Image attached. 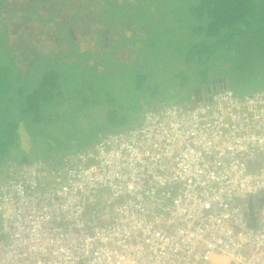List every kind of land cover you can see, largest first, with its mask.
Segmentation results:
<instances>
[{
  "label": "built area",
  "instance_id": "obj_1",
  "mask_svg": "<svg viewBox=\"0 0 264 264\" xmlns=\"http://www.w3.org/2000/svg\"><path fill=\"white\" fill-rule=\"evenodd\" d=\"M5 165L0 264H264V87Z\"/></svg>",
  "mask_w": 264,
  "mask_h": 264
},
{
  "label": "rangeland",
  "instance_id": "obj_2",
  "mask_svg": "<svg viewBox=\"0 0 264 264\" xmlns=\"http://www.w3.org/2000/svg\"><path fill=\"white\" fill-rule=\"evenodd\" d=\"M4 1L0 4L2 7L0 8V47L4 46L7 50H0V72L7 71V77L9 76L10 80H13L17 62L20 67L30 65L33 58L41 51L48 52L45 54H52L51 60L64 59V55L61 56L59 53L65 50L71 51V47H73L74 55L78 50L99 49L106 52L107 47L105 48L104 41L101 40L103 35L108 34V31L104 29L108 25L112 29L110 39H108L109 46L121 44L123 41L115 38L114 34L131 31L132 26L127 24V20L119 23L118 19H121L123 14L130 15L125 10L129 9L130 11L138 4L147 7L145 9L147 13L145 14L146 11L141 10L140 15H150L153 19L152 30L155 32L153 38L158 50L151 54L148 46H140V41L136 43L133 50L130 47L127 48L130 45L122 47L123 49L116 53L115 62L111 65L114 68L118 66L119 62L126 60L124 64L126 67H121L122 73L85 75L82 72L77 73L76 69L66 68L69 69V73L58 77L60 90L53 91L50 86L49 92L47 91L50 100L39 104L33 113H29L21 119L16 116V112L19 111L17 106L14 103L10 105L6 120L16 123L14 128L20 123L25 131L31 134L35 141L30 145L32 149H39V138L47 137L46 149L42 151L44 156L47 152L61 154L72 142L77 143V147L85 145L103 131L109 115L110 118L115 117L117 120L124 121V127H133L136 126L138 118L142 119L145 109L152 102L177 101V103H183L180 97L181 92L196 91L197 76L192 74L193 68L190 67V64L183 62V53L187 48L189 35L179 25L189 18L187 17L185 20L181 18L180 21H177L173 15L179 8L184 11L186 2L191 3L193 0L185 2L168 0L167 4L163 2L164 0H145L143 2L142 0H112L110 3H106L105 0ZM184 3L185 5H183ZM109 8H113V10L109 12ZM106 12L118 17L114 19L116 25L109 23V19L104 16ZM105 25L106 27H103ZM141 31L144 32L143 29ZM68 32L72 35L71 39L75 41L71 43L70 48L69 42L65 39ZM178 35L181 36L183 43L175 45L181 46L175 54L176 52L173 53L174 48H168L166 42H170V40L178 42ZM130 37H132L131 34L127 33L122 39ZM111 46L108 48L109 50H112ZM140 47L145 50L142 61L138 62L140 66L148 63L150 56V65L144 69L138 65L127 63L130 62V59L138 60ZM112 53V51L109 52L107 56L109 57ZM72 56L69 53L66 60L72 59ZM118 60L120 61L118 62ZM114 70L119 69L115 68ZM143 74L150 76H146L148 81L145 80V85L138 91L137 88ZM0 80H2L0 88H3L2 91H4L2 95H5L8 93L6 86L8 83L4 81V78L0 77ZM7 82L10 81L7 80ZM148 82L152 83L149 85ZM73 90H76V97L72 96ZM102 91L107 92L105 99H99V96H96ZM152 94L154 97H149ZM205 94L202 93L203 96ZM195 99L193 96L191 101L183 104L196 103ZM21 134L17 133V130L12 133L18 137ZM14 139L17 147L16 137ZM20 145L17 150L21 149L22 144Z\"/></svg>",
  "mask_w": 264,
  "mask_h": 264
},
{
  "label": "trees",
  "instance_id": "obj_3",
  "mask_svg": "<svg viewBox=\"0 0 264 264\" xmlns=\"http://www.w3.org/2000/svg\"><path fill=\"white\" fill-rule=\"evenodd\" d=\"M2 1L4 0H0V4ZM143 1L145 0H142V2ZM178 1L185 2L186 0ZM105 2L110 3L112 0H105ZM163 2L167 4L169 1L164 0ZM183 5H185V3ZM0 8H2L1 5ZM145 9H147L146 5L139 6L138 4V6L132 8L130 11L129 9L125 10V12L130 13V15L126 16L123 14L118 21L120 23L127 20V24L132 26L131 31L114 34L115 38L117 37L123 42L121 44H114L113 47L110 45L112 50L108 49L110 48L108 39H110L112 29L110 28V25L107 27L105 25L103 27H106L104 29L108 31V34L103 35L101 41H104V46L105 48L107 47L106 52L99 49L78 50L74 55L73 47H71V51L65 50L59 53L61 56L62 54L64 55V59L58 60L56 58L55 60H51L52 54H45L48 52L41 51V53L33 58L30 65L25 67V71L27 72L26 75H22V68H19L20 66L16 64V72H14V75L16 74L18 80H25L24 78H27L28 81H30L31 79L38 78V86L31 91H23L22 86L19 87V84H15L12 80L8 79L9 76L7 77V71L0 72V77L4 78V81L8 83L6 85L7 91H9L7 94L11 93L9 98L4 101V103H6L5 108H7V111L9 110L8 108L10 105L14 103L19 109V111L16 112V116L21 119L25 118L29 113H33V111L37 110L39 104H43L45 101L50 100V97L47 94L50 86L53 91L60 90L58 77L59 75L64 76L66 73H69L68 71L70 68L76 69L77 73L82 72V74L85 75L93 73L117 75L119 72L122 73L123 66L126 67L124 65L126 60L121 62L118 60V66L114 68L111 65L115 62L118 50L120 51L123 49L122 47L126 45H130L127 46V48L130 47L131 50H133L136 47V43L140 41V46L149 47V53L152 54L153 51H157L158 49L156 48V43L153 38L155 32L152 30L154 27L152 16H145L144 14L140 15L141 10L146 11ZM179 9H177L176 13H173L177 21H180L181 18L182 20H185L187 17L189 18L187 21L179 24L181 28L186 31L185 33L189 35L187 48L184 49L183 53L184 56L182 54L183 62L185 61L186 64H190V67L193 68L192 74L197 76L196 81L198 82L195 83V89H201V93L196 94L193 91L191 93L181 92L180 97L181 100H183V103L190 100L193 96L199 98L203 92L206 93L205 90L208 86L212 87L213 85H216V88L211 92L220 88H228L239 94L249 93L264 87V0H193L191 3L186 2V8L184 11ZM112 10L113 8H109V12ZM146 13L147 11L145 14ZM104 16L109 19V23L116 25L114 19L118 17H114L112 13L108 12L104 13ZM142 29L144 32L141 31ZM127 33L131 34L132 37L129 39H122ZM168 33L170 32L168 31ZM168 36L170 35L168 34ZM71 38L72 35L68 32L65 39L70 44L69 48L72 46L71 43L75 42ZM177 39L179 41H176V43L171 40L170 42H166L168 43V48H174L173 53L176 52L175 54H177L181 47L175 45L177 43H183V41H181V36ZM2 49L7 50L4 46L2 48L0 47V50ZM111 51L113 53L108 57L107 55ZM144 52L145 50L140 47L137 58L138 60L130 59V62L127 63L138 65L143 69L147 68L150 65V56L148 57V63H144L145 65L143 66L138 64L139 60L142 61V55ZM69 53L73 55L71 57L72 59L66 60ZM115 68H118L119 70H114ZM60 69L64 70L60 71ZM146 76L150 75L143 74L141 82L137 88L138 91L141 90L140 87L143 88L145 85L144 81H148ZM173 76L175 78L176 75L174 74ZM7 80L10 82H7ZM1 82L2 80H0V84ZM150 83L152 82H148L149 85ZM73 91L75 94L76 90ZM106 93L105 91H102L96 96H99V99H105L107 97ZM74 94L72 96H74ZM151 96L154 97L153 94L149 95V97ZM174 103H177V101L152 102L145 111L161 105ZM15 124L16 123H12L8 120H3L0 123V159L6 157L3 161L5 159H11L8 152L11 144L15 141V136L12 135V133H15L18 127L21 126L20 123H18L17 127L14 128ZM123 125L124 121L117 120L115 117L110 118L109 115L108 122L100 134L94 136V138L85 145L72 148L71 151L87 147L88 144L94 143L100 139L106 131H119L129 128L124 127ZM68 152H70V150ZM67 153L62 156L61 161ZM36 159H43V156L38 155L31 160L27 159L24 162H32ZM11 161L17 163L23 162L22 160L17 161L14 159H11Z\"/></svg>",
  "mask_w": 264,
  "mask_h": 264
},
{
  "label": "crops",
  "instance_id": "obj_4",
  "mask_svg": "<svg viewBox=\"0 0 264 264\" xmlns=\"http://www.w3.org/2000/svg\"><path fill=\"white\" fill-rule=\"evenodd\" d=\"M26 60V59H25ZM24 60V62H25ZM17 65H19V63L17 62ZM26 66L24 67H19V68H22V75H26L27 72L25 70H23V68H25ZM16 72V71H15ZM13 82L16 84H19V87L22 86L23 87V91H31L33 90V88H36L39 84V80L38 78L36 79H31L30 81H28L27 78H24L25 80L21 79V80H18L17 77H16V74L13 75ZM27 79V80H26ZM19 81V82H18ZM25 86V88H24ZM2 90L0 88V116H1V119H0V123L3 121V120H6L7 118V115H8V112H7V108H5V104L4 101L5 99H8L10 94H5V95H2ZM9 92V91H8ZM77 94H75L73 97H76ZM196 98V96H194ZM192 99V98H191ZM190 100H187L186 102H189L191 101ZM183 101V100H182ZM195 102H198V99L196 98L195 99ZM183 104V103H182ZM187 104V103H186ZM188 104H194V102L192 103H188ZM13 114V113H12ZM5 118H4V116ZM141 118V117H140ZM140 118H138L137 120V124L140 123ZM135 126V125H134ZM130 127V126H129ZM22 133L20 135V137L18 136H15L16 137V140L18 142V145L16 147L15 145V141L11 144L10 148H9V152H8V155L11 157V159L13 160H22L23 162L26 161L27 159H32L33 157L35 156H38V155H42V151L46 149V146H47V137H40L39 138V146L40 148L37 149V150H34L32 149V147L30 146L31 144H34V139L33 137L31 136L30 133H28L27 131H25V128L23 126H20L18 127L17 129V133ZM15 140V139H14ZM96 142V141H95ZM94 142V143H95ZM94 143H91V144H88V146H92ZM20 144H22V147L20 150H17V148H19V146H21ZM87 146V147H88ZM16 148V149H15ZM72 148H77V143H70L68 148L65 149V151H63L61 154H57L56 152H47L46 156L42 155L43 156V159L48 162V163H51V164H59L61 162V158L62 156L67 153L69 150L71 151ZM84 148V147H83ZM6 158V157H2L0 160V179L3 178V175H4V168L6 167V162L8 159H5L3 161V159ZM10 159V160H11Z\"/></svg>",
  "mask_w": 264,
  "mask_h": 264
},
{
  "label": "water",
  "instance_id": "obj_5",
  "mask_svg": "<svg viewBox=\"0 0 264 264\" xmlns=\"http://www.w3.org/2000/svg\"><path fill=\"white\" fill-rule=\"evenodd\" d=\"M215 88H216V85H213L212 87L208 86L206 88V90H205L206 91V95H204V96L201 95L199 98H197L198 101L204 100V99H208L209 98V94ZM196 93H201V89L200 88L196 89L195 94ZM258 199H259L261 205L264 204V195L262 197L258 198ZM249 210H250L249 211V215L251 216V222H252V223H250V227H254V225H255V218L253 217L254 216V203H253V199L252 198L250 199Z\"/></svg>",
  "mask_w": 264,
  "mask_h": 264
}]
</instances>
